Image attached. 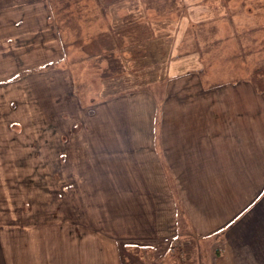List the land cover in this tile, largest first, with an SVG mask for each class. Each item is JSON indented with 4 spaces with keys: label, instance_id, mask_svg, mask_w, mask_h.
<instances>
[{
    "label": "rangeland",
    "instance_id": "obj_1",
    "mask_svg": "<svg viewBox=\"0 0 264 264\" xmlns=\"http://www.w3.org/2000/svg\"><path fill=\"white\" fill-rule=\"evenodd\" d=\"M145 1L0 0V210L13 212L15 199L25 194L30 208L21 212L23 222L87 223L96 218L94 206L100 197L121 192L117 201L106 196L100 201L109 208V217H100L109 225L115 217L122 218L127 229L131 220L136 224L144 219L139 215L144 201L133 205L123 194L136 185L101 181L121 161L123 153L110 151L130 143L131 129L138 121L135 94L149 92L160 106L169 80H187L189 75L203 80L207 90L244 81L257 91L251 81L242 80L246 72L239 60H230L237 46L229 41L242 34L250 40L254 26L262 32L264 23L258 22L257 9H240L225 17L217 12L214 20L230 21L224 35L220 34L223 24L216 26L217 21L195 27L194 21L176 23L161 17L175 16L169 4L181 1L186 11L179 15L190 10L191 16L193 0H165L164 7L161 0H148L161 13L143 10ZM209 1L202 0L196 9L204 19ZM101 16L105 20L97 21ZM217 30L220 39L213 40ZM261 34L264 39V30ZM239 50L249 55L247 41ZM259 51L261 56L252 58L257 63L252 66L264 63V50ZM178 58L179 63L173 62ZM251 77L264 89V70ZM125 96L131 99L116 101ZM77 192L87 195L79 200ZM196 244L190 235L179 237L162 250L161 261L195 262ZM128 249L135 264L160 263L150 258L153 252Z\"/></svg>",
    "mask_w": 264,
    "mask_h": 264
},
{
    "label": "crops",
    "instance_id": "obj_2",
    "mask_svg": "<svg viewBox=\"0 0 264 264\" xmlns=\"http://www.w3.org/2000/svg\"><path fill=\"white\" fill-rule=\"evenodd\" d=\"M209 3L205 19L196 12L202 0L192 1L191 16L181 5L172 19L213 24L219 11L264 9V0ZM190 77L169 80L160 106L149 92L135 94L138 121L130 143L110 151L123 153L121 164L101 182L136 185L123 194L133 205L144 201L143 220H131L130 229L119 217L106 224L100 216L109 208L100 201L121 199L115 192L99 198L96 218L87 223L23 222L21 212L30 208L24 194L13 212L0 210V264H135L131 246L153 252V262L162 264V250L186 235L197 240V260L190 264H264V93L244 81L207 90ZM77 194L79 200L87 195Z\"/></svg>",
    "mask_w": 264,
    "mask_h": 264
},
{
    "label": "trees",
    "instance_id": "obj_3",
    "mask_svg": "<svg viewBox=\"0 0 264 264\" xmlns=\"http://www.w3.org/2000/svg\"><path fill=\"white\" fill-rule=\"evenodd\" d=\"M92 1H97V0H92ZM160 5H162V7H164V5L163 4H165L166 3V1L165 0H161L160 1ZM134 4V3H133ZM136 4L138 5V4H140V5H142V3L141 2H137L136 1ZM243 4H244V1H243ZM170 5V6H169ZM168 6H169V8H170V14H177V15H179V13H180V10H179V8H181V5L182 6H184V1H181V3H180V5H179V2H178V4H177V2H176V4H169ZM144 6H145V8L143 9V10H153V11H155L156 10V6L153 4H150V3H148V0H146L145 1V3H144ZM158 10V9H157ZM225 10V9H224ZM231 10V13H235V12H237V11H239L240 12V8H233V9H230ZM155 12H160L161 13V11H155ZM227 12V11H226ZM226 12L224 11H222V13H218V14H221V16H224L225 17V15H226ZM256 12H258L257 13V16L259 17V15L261 16V17H259L261 20L262 19H264V9L262 10V11H256ZM262 13V14H261ZM165 17V19L168 21V20H170L171 18H172V15H165V14H162V16L161 17ZM169 17V18H168ZM224 17H222V18H219V19H216V20H214V21H217V23L215 24L216 26H219V25H222L221 26V28H222V30H220V34L221 33H225L224 35H226V24H228V26L230 25V21H225V19H224ZM257 17V18H258ZM99 20H105V17L104 16H101L100 17V19H98L97 21H99ZM142 21V20H141ZM141 21H137V23H138V25H140V22ZM247 21H250L249 20V17L247 18ZM258 21H259V19H258ZM151 24H153V22H151ZM204 24V25H203ZM209 24H211V23H197V24H194L195 25V27L196 26H201V25H203V26H206V25H208V26H210ZM256 25H258V24H256ZM192 27H193V25H191ZM202 26V27H203ZM138 27H140V26H138ZM229 27H231V25L229 26ZM258 26H254L253 28H252V31H253V33H250V35L252 36V35H254V37H251V39L250 40H245L244 38H243V34L242 35H239L238 36V34H236V37H239V39L237 38V40H229V41H231L234 45H236L237 47L235 48V50L233 51V52H235L234 54H233V52H232V55L230 56V60L231 61H234L235 59H238L239 61V64H240V69L241 70H244V72H246V76L242 79V80H247V81H251L252 82V84L253 85H255L256 86V88H257V91H259V92H263L264 91V89H262V87H259L258 85H256L255 84V82L253 81V78L251 77L252 76V74L254 75L255 73H257L258 71H259V69L261 68V70H264V63L263 64H261V65H259V66H257V67H255V66H252L253 64L255 65V64H257L256 62H254V61H251L252 60V58L253 59H255V58H258L259 56H261V55H259L260 54V51H259V49H262V50H264V39H262L261 37H262V32H263V30L264 29H262V32L257 28ZM106 28H108V26L106 27ZM111 30V29H110ZM108 31H109V29H108ZM193 33H195V34H197V28H193ZM216 33H215V35L213 36V40H217V39H220L219 37H218V30L217 31H215ZM261 32V33H260ZM102 33V32H101ZM123 37H126V34L124 33V30H123ZM84 32H83V30H80V36L81 37H83L84 38ZM224 35L222 36V38L224 37ZM242 36V37H241ZM259 36V37H258ZM82 38V39H83ZM214 38H216V39H214ZM245 38H249L248 36L247 37H245ZM262 39V40H261ZM212 40V39H211ZM244 41H247V48L249 49V55H247V56H244L243 54H242V52L239 50L240 49V47L243 45V43H244ZM233 45V46H234ZM248 54V53H247ZM180 55V54H179ZM259 55V56H258ZM249 57H250V59H249ZM264 57V56H263ZM250 60V61H249ZM248 67V68H247ZM252 67V68H251ZM251 68V69H250ZM248 69H250L249 71H248ZM202 73H203V71H202ZM238 81V80H237Z\"/></svg>",
    "mask_w": 264,
    "mask_h": 264
}]
</instances>
